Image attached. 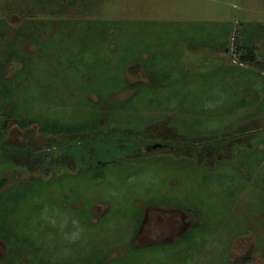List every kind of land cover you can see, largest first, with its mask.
I'll return each instance as SVG.
<instances>
[{
    "label": "rangeland",
    "instance_id": "rangeland-1",
    "mask_svg": "<svg viewBox=\"0 0 264 264\" xmlns=\"http://www.w3.org/2000/svg\"><path fill=\"white\" fill-rule=\"evenodd\" d=\"M110 20H119L121 28L119 25L114 27L112 39L103 41L106 46L101 56H94L90 50L84 51L85 44L95 47L99 41L95 29L92 31L91 26L83 27L81 21ZM1 21H5V36L0 50L17 31H35V38H31L32 35L25 36L21 43L27 50L25 57L30 54L32 57L30 77H40L39 80L34 79L35 85L40 81V89H36V93L44 94L39 95L42 97L37 101L39 109L26 111L27 116L58 112L68 114L69 117L64 119L74 124L77 121L75 117L80 119L89 113V101L99 103L104 100L98 91L100 89L109 92L107 97L111 101L130 103L140 100L138 104L141 110L138 112L143 114V118L141 123L133 125L140 129L143 127L146 141L152 140L156 144L150 152L146 146L142 147V155L151 160L146 158L145 163L149 165L141 173H133L128 179L112 175L102 179L101 183L98 178H83L78 166L71 168L68 164L58 170L57 177L41 175L48 184L32 185L27 191V183L23 184L27 174L35 175L33 178L37 179L40 178V172L36 169L27 173L14 164H0V176L10 180L3 189L10 188L18 181V193L21 196L20 202L11 201V212L7 217L4 216V221L22 218L24 226H29L30 231L35 233L33 237L43 243V250L50 251L48 256L45 254L42 257L37 249L17 244V233L5 238V232H2L0 264H75L79 255H88L95 249L108 250L109 261H119L131 251L133 257L126 259L129 264H180L175 261H181L186 252L179 250L177 245L189 230L191 233L198 231L199 240H205L200 241L203 246L196 252V256L193 255L195 258L192 257L186 264H235L245 257L251 259L247 264H264V159L258 170H255L259 175L254 177L252 184L242 185L246 178L241 174L243 170L250 171L253 165L247 151L254 149L255 144L264 147V141L257 136L261 134L260 138L264 137V130L259 129L260 124L264 126V26L258 29L260 64L239 66V53L235 45L239 35L244 33L239 32L244 29L243 23L264 25V0H0V25ZM73 22L76 23L71 25ZM64 23L73 27L64 29L66 35H59L55 30L60 29ZM190 23L195 25L199 33L192 41H215V45L218 44L221 27L232 23L229 50L219 48V45L218 49L214 46L189 45L180 38L177 31ZM169 30H172L171 35L168 34ZM52 31H55L54 38L49 41ZM38 36L42 39L39 52L38 42L41 39L38 40ZM172 39L182 69L191 74L184 80H178L169 91L161 85L159 97L166 100L180 87L182 91L171 105L177 107L181 100L186 105L184 107L180 104L179 110L149 111L144 108L145 98H139L138 86L149 82L150 76L138 61L128 65L124 61L129 54L135 56L145 45L150 44L159 56L157 65L166 66L163 57L169 53ZM76 40L78 43L74 46ZM63 46H67L66 49L71 46L78 53L80 68H71L66 53L61 65L59 59L61 61L63 58L60 57L63 52L59 49ZM148 58H151L148 53L142 56L143 60ZM21 67L22 64L13 59L5 64L3 75L6 78L17 76ZM177 69L182 71L181 68ZM175 73V78L180 77L179 71ZM122 75L136 87L116 89ZM186 93L189 94L185 96ZM39 96H32L31 100L36 103L35 97ZM12 98L0 90V125L7 119L2 114L3 108L4 112L10 109V106H3V102ZM244 98L250 104L243 105ZM219 106L222 108L218 109ZM118 107L122 113L118 112L114 116V123L124 121L128 124L130 121L127 117L138 118L130 105ZM195 107L199 110L217 108L219 112L203 114L194 111ZM104 109L110 111L107 106ZM14 115L9 113L10 121ZM176 116L187 125H193L195 120V127L200 133L219 131V137L213 133L209 135L212 139L208 135L198 138L200 143L197 146L205 147L206 151L203 154L196 153L197 157L194 158L199 159V165H207L210 169L197 168V165L189 167L187 160L184 164L178 161V158L191 157L195 145L193 143L188 148L182 143L191 142L192 136L183 139L186 130L180 125L181 121L175 120ZM82 121L85 120H78L77 123ZM38 123L37 120H30V124L35 125L31 133L34 138L45 146L56 142L57 137L40 135L41 126ZM125 124L107 122L103 130L108 136L115 133L120 138L125 132ZM240 126L255 128L240 131ZM173 137H178L177 140L182 142L170 144V138ZM82 138L86 145L70 143L79 158H86L90 163L107 158L108 152L101 147L100 140ZM212 144L216 145L213 149L209 146ZM80 150L84 151L79 153ZM62 153L64 155L66 151ZM128 160L131 159L115 162V169L118 171L120 165L128 167L131 163ZM242 163L247 166L246 169ZM133 165L140 166V161ZM86 169L84 172H87ZM64 171L70 173L69 176L63 175ZM154 183L160 185L158 189L163 188L158 190ZM238 184L241 189L237 191H240L241 196L233 201L232 195L227 192L236 189ZM195 191V194L208 200L210 210H204L201 203H197V209L195 205L185 206L187 199H176L181 195L184 198L194 196ZM158 198L168 200L153 204ZM230 200L235 204L231 210ZM118 206H122L119 214L116 212ZM184 207L190 212L185 211ZM14 208L17 210L13 211ZM201 208L210 218L207 225L212 230L216 228L213 232L207 231L204 217L199 215L200 212L202 214ZM1 210L3 213L2 205ZM2 215L0 213V220ZM197 224L198 229L194 230ZM22 227L17 226L14 231ZM135 246L139 248L137 252L133 250ZM149 247L151 249H146ZM82 262L90 264L88 260Z\"/></svg>",
    "mask_w": 264,
    "mask_h": 264
},
{
    "label": "trees",
    "instance_id": "trees-1",
    "mask_svg": "<svg viewBox=\"0 0 264 264\" xmlns=\"http://www.w3.org/2000/svg\"><path fill=\"white\" fill-rule=\"evenodd\" d=\"M52 22L54 24V19H52ZM4 23L5 21H1V25H0V46L1 43L4 40ZM76 22H73L71 25L75 24ZM121 22L119 20H114V21H99V22H93V21H86V23H84V21H81L80 24L83 25V27H87L91 26L92 31H94L95 29V33L97 36V40L99 41V43L97 44V46H91V45H84V51H91V54H93L96 57H100V53L103 50V47H105L106 45L103 43V41L105 40H109L112 39L113 35V28L114 27H118V25L120 26ZM131 23H134L133 21ZM195 23V22H194ZM65 25L61 26L60 29L55 30L58 31L59 35L60 34H64L66 35V32L64 29L66 28H72L73 26L71 25H67L66 23H64ZM91 24V25H90ZM232 23H228V24H224L221 28L222 30L220 31L218 37H217V42L218 44H216V42L214 41L213 43L210 42H206V41H202V42H195L192 41V39L198 35L199 33L195 30V25L191 24L189 26L186 27H182V28H178L179 31L178 35H181L180 38L184 41H187L189 43V45L191 46H214V48L218 49V45L219 48H224L229 50V34L232 30ZM258 24V25H257ZM243 27L244 29H241L239 32L243 33L242 31H244L243 34H241V36L239 35V40L237 39L236 41V52L239 53V66H247L249 67L250 65H255V64H260V59L258 56V39H259V33H258V29L259 27L264 26L262 23H255L254 22H245L243 23ZM258 26V28H257ZM200 27V26H199ZM121 28V26H120ZM24 29V28H22ZM177 29V30H178ZM55 31L51 32V34H49V41L51 40V38L53 37V34L55 33ZM112 32V34H111ZM172 30H169V33L171 35ZM34 34V35H33ZM32 35V36H31ZM37 35V34H36ZM193 35V36H192ZM25 36L29 37L31 36V38H35V31L34 29H31L30 31H25V30H19L17 31V33L14 35V37H12L11 39H9L8 41H6L5 47H2L0 50V90H2V93H4V95H6L7 97H13L11 100L7 99L8 101H4L3 102V106H10V109L8 112H4V108H3V113L5 114L7 117V119L2 123V125H0V164L4 163V162H8L11 164H14L16 168L21 169L23 171H27V173H30L31 170H38L40 172V174L38 176H40V178H33L35 175H28V177L26 176V180H24L23 184H25V182L27 183V191L28 188H30L32 185H43V184H48L49 182H46L47 180L41 178L42 176H46V177H57V173L58 170L62 169L63 166L65 165H70L71 168H74V166H78L79 171H81V174L83 176V178H98L100 179L99 183H101L102 179H108L110 176L115 175V176H121L125 179L129 178V175L133 174V173H141L148 164V162L145 163L146 158L143 154L144 150L142 147H147L149 152L154 150L155 148V141L152 140H147V137H144L145 135L143 134V127L140 129V127H138L137 125H133V124H138L140 121H142L143 118V114H141V112H138L139 110H141L138 102H140V100H136V101H132L130 103H125V102H117V101H111L110 98H108L107 96L109 95V92H103L102 90L98 89V91H100V94L102 95L101 98H104V100L98 102H92L89 101V106H88V110L89 113H87L86 117H82L80 119L77 118V121H75L76 123L72 124L69 121H66V117L68 114H59L58 112H53V113H48L47 115L44 114H38L35 116H27L28 113L25 114L26 111H29L30 109H33L34 111H36L39 105V102L37 104V101L42 98L39 95H43L44 93L38 94L36 93V89H40L39 86V82L35 85L34 83V79H38L39 80V76L37 77H30V68H31V63H30V59L32 57L26 56L25 54L27 52L26 47H24V44H22L21 42H24V39L26 38ZM118 38V37H116ZM237 38V37H236ZM37 39H41L39 36L37 37ZM119 39V38H118ZM170 39V36H169ZM37 41V40H36ZM40 49L37 51H41L42 48V39L38 42ZM78 41L76 40V42L74 43V46H77ZM170 51L169 53L163 57V60L165 61L166 66H161L157 65V60H159V56L157 55V53L154 52V46L151 47L152 45H145L144 49L141 50L139 53H137L135 56H130V54L128 55V59L126 61H124L125 65H128L134 61H138V63H140L141 65L144 66V68L146 69L148 75L150 76V80L149 82H147L144 85L138 86L139 87V98H145L146 100V104L144 105L145 109H149L153 110V109H175V110H179L180 108V104L183 105L185 107V102L184 101H179V105L177 107H172L171 103L173 101V99L177 96H179L180 92L182 91V89L180 87H177L175 89V93L174 95H170L168 98H166V100H164L163 98L159 97V89L161 88V85H164V88L169 91L171 90L170 88L174 87L175 83H178V80H184L187 76H190L191 73L186 72L185 70L182 69V65L179 61V56L175 54V48H174V41L173 39L170 42ZM88 44V43H87ZM73 45V44H72ZM23 46V48H22ZM70 48L66 49L67 46H63L59 49V51H61V56L63 57V55H65L66 53V57L67 59H70V65L71 68L75 67V68H80L79 65V60L77 59L78 57V53H76L73 48H71V46H69ZM65 49V50H64ZM117 52L116 50L113 51V53ZM130 52V51H129ZM148 53L151 58L149 59H142V56ZM116 54V53H115ZM28 57V58H27ZM95 57V58H96ZM18 60L21 64L22 67L19 70V74L17 76H13L12 78H6L3 75L4 72V66L5 64L11 62L12 60ZM63 60H65V57H63L59 62L63 63ZM174 61V62H173ZM178 61V62H177ZM74 68V69H75ZM177 68H181L182 71L180 69ZM223 70V69H221ZM218 70V71H221ZM175 71L178 73H180V77L175 78L176 77V73ZM217 72V71H215ZM165 75V77H164ZM131 87H136V85L129 83L125 76L122 75V79L120 78V80L118 81V86L116 89L121 90L122 88H131ZM35 93H32V92ZM41 91V90H40ZM118 92V91H117ZM25 94V95H24ZM189 93H186V95H188ZM39 96V97H35L36 103H34V100L32 101L31 98L32 96ZM27 96V98L25 97ZM145 96V97H144ZM186 101V100H185ZM14 104V107H13ZM72 104V103H71ZM242 104L243 105H248L250 104L248 100H246L245 98L242 100ZM125 105H130L131 109L134 110L133 112H136V115L138 116L137 119H133L136 118L135 116H133L132 118L127 117V120L130 121L128 124H125L124 121L118 122V123H114V116L117 115L118 112H121L118 106H125ZM241 105V102H240ZM109 107L108 111L107 109H104ZM203 108V107H202ZM222 108L221 106H219L218 109ZM217 108L216 109H196L193 108L194 111H200L201 113H215L216 111L219 112ZM56 111V110H55ZM188 111V110H187ZM224 111V109L222 110ZM1 112V111H0ZM221 112V111H220ZM9 113L10 114H15L13 117V120L10 121L9 120ZM114 113V114H113ZM122 113V112H121ZM71 115V114H70ZM123 118V117H122ZM84 119L85 121H82L81 123H77L78 120ZM120 119V117H118V120ZM30 120H37V122H39L38 124H40L41 127H39V132L40 135H45L46 137H57L56 142H54L51 145H43L42 143H40V141H37L34 138V135L31 134L32 133V128L35 125H31L30 124ZM121 120V119H120ZM119 120V121H120ZM175 120L177 121H181L182 123L180 125H182L185 128V138H183L184 140H187L188 138H190L189 136L191 135L192 137L190 138V140H192L191 142H189L187 144V142H182L177 140V138L173 137L170 138V144H180L181 142L184 143L185 145L188 146V148H190L193 143V145H195V150L193 149V154L192 156H187L184 158H178V161H182V163L184 164L185 160H187L188 166L191 167H202L203 169H210L207 165L204 167V165H199V159H195L194 157L196 156V153L201 152L202 154L206 151L205 147H198L197 144H199L200 140L198 138H202L203 136H207L209 139H212L211 137H209V135L211 134H215V136H218L219 131L217 132H211V133H207V134H203L200 133L199 130L195 127L196 121L194 120L193 125H190L185 122H183L181 119L179 120L177 118V116L175 117ZM262 121V120H261ZM111 123L113 122L114 125H119V124H125V132L123 135H120L118 137H116V135L118 134H113L112 136H108L106 135V132L103 130L104 127H107L105 124L106 123ZM141 123V122H140ZM180 123V122H179ZM131 124V125H130ZM88 126V127H87ZM94 126V127H93ZM90 127V128H89ZM241 129L240 131H242L243 129L245 130H251L254 129L255 127H247V126H240ZM240 127H238L237 129H239ZM94 128V129H93ZM174 128V126H173ZM93 129V131L89 132L87 130H91ZM259 129H261L262 131L264 130V126H262V124H260ZM13 134V135H11ZM66 134H68V136H66ZM221 134V133H220ZM255 133H253L254 135ZM74 135V140L71 139L73 138ZM203 135V136H202ZM27 136H30L29 139H26ZM125 138H123V137ZM258 138L261 141H264V137H262L261 134L257 135ZM85 137V140H95L98 139L100 140L101 143V147L106 149V153L108 152V154H106L107 158H103L102 160H98L96 163H90L86 158L82 159L79 158V154L75 153L74 150V146L70 145L71 142L73 143H77V145H86V142L83 140ZM116 137V138H115ZM127 137V138H126ZM144 137V138H143ZM219 137V136H218ZM71 139V140H70ZM217 139V138H214ZM182 140V139H181ZM195 140V142H193ZM210 143V142H209ZM218 145V144H217ZM211 146V148L213 149L216 145H209ZM254 146V145H253ZM255 148L247 151L249 153V158L251 160V164L252 167H250V171L246 172V170L242 171V177L246 178V180L243 182L242 185L246 184H252L253 183V179L256 175H259L258 173H256L257 171H255L256 169L258 170V168L261 166V162L264 159V147L262 146H254ZM185 148V147H184ZM249 149V148H248ZM66 151V153L63 155L62 151ZM84 150H80V152H83ZM60 152V153H59ZM77 156V158L74 157ZM130 156V157H129ZM186 156V155H185ZM128 158H130L131 163L128 164L127 166H119L120 168L118 169V171L115 169L117 168V166H115V162L116 163H121L122 161L127 160ZM242 159V158H241ZM151 159L148 158V161H150ZM140 161V166H135L133 165L134 163ZM254 161V162H253ZM215 164H218V162H214ZM76 164V165H75ZM115 164V165H114ZM183 164H180V166H182ZM243 164V163H242ZM248 164V163H247ZM139 165V163H138ZM122 167V168H121ZM217 167V166H215ZM244 169H246V165L243 164ZM84 168H87V172H84ZM88 169L90 170L88 172ZM83 170V171H82ZM122 171V172H121ZM189 171V170H188ZM245 171V173H244ZM44 173V174H43ZM69 176L70 173L64 171L63 175ZM79 174V173H78ZM42 175V176H41ZM74 176V175H71ZM91 176V177H90ZM38 180V181H37ZM8 183H10V180L5 177V176H0V206L2 205L3 213L1 210V214H3L2 216L7 217L8 213L11 212V207H10V203H12L11 201H21V196L19 195V182L16 181L14 183V185H12L10 188L7 189H3V187H5ZM208 184V183H207ZM26 185V184H25ZM154 186H156V188L158 189L157 184H153ZM163 188V187H162ZM159 187L158 190L162 189ZM165 189V188H164ZM241 186L238 184V186H236V189L234 188L233 190H231L230 192H227L228 194L231 195H235L236 199H234L235 201L241 196L240 195V190ZM198 191V190H197ZM195 191L193 193V195L197 192ZM26 194V191H24ZM188 196V195H187ZM192 196V195H191ZM187 197L184 198L183 195L180 196V198H176L178 199L177 201L181 200V199H187L185 206L186 205H198L197 203H201V205L203 206V209L205 210L206 208L210 210V208L208 207V200L203 197H201L198 193L195 194L192 197ZM232 196V197H233ZM165 200H168L166 198H164ZM158 198L157 200H155L153 204H157L158 201L159 202H164L165 200ZM169 200H173V199H169ZM233 200V199H231ZM230 205V210L231 208H233V201ZM235 205V204H234ZM19 206V205H17ZM16 206V207H17ZM122 206H118L116 209L117 214H119V212H121ZM190 207V206H189ZM229 207V206H228ZM197 209H199L198 206H196ZM185 211H189L188 209H186L184 207ZM13 211H16L17 208L12 209ZM202 210V208L200 209V211ZM190 212V211H189ZM230 212V211H229ZM230 213H228L229 216ZM142 215V214H141ZM200 216L203 215L204 217V224L207 226V231H214L216 228L213 227V230L211 227H209L207 225V222L209 223L210 218L206 216V214H204V211L202 210V214L200 212L199 214ZM0 220V234H3L4 232V237L8 238L11 235L16 234V238H17V244L20 245H29V247H33L35 249H37L39 251V255L44 257V255L46 254V256H48L50 254L49 250L44 251L43 250V243L40 242L39 239L33 237V235H35V233L31 232L29 226H24L25 222L22 220V218H17V219H13L11 220V222L9 221H4L5 217ZM201 217V218H203ZM213 221V219H212ZM17 223V224H16ZM139 223V222H138ZM137 223V224H138ZM197 223V222H196ZM195 223V224H196ZM17 226H23L20 229H18L17 232H15L14 230L17 228ZM200 226V225H199ZM28 229H25L27 228ZM20 228V227H19ZM194 230L198 229V224L195 225ZM192 228V229H193ZM203 230V229H202ZM191 230H189L187 232V234L184 235V237L181 239L180 242H178L177 248L181 251H183L184 253L186 252V254L183 256L181 261H175V263H180V264H186L187 262H190L191 258L194 257L195 258V254L197 251H199L203 244L202 242H200L201 240H205V239H201L199 240V232L198 231H193L192 233L190 232ZM3 232V233H2ZM190 232V233H189ZM202 231H200V234ZM187 238V239H186ZM204 243V242H203ZM145 248V247H144ZM109 249V248H108ZM138 247L135 246V248H133V250H135V252L138 251ZM146 249H151V247L146 248ZM132 250V251H133ZM107 252L103 251L101 249H95L92 252H90L88 255H79L76 259V263L75 264H83L82 261H86L88 260V263L90 264H129V262L126 260L132 256V252H128L127 255L117 261V260H113V261H109L108 257H107ZM20 253V251H19ZM195 255V256H193ZM193 258V259H194ZM20 260V259H18ZM190 260V261H189ZM251 262L250 257H245L242 260L238 261L235 264H247ZM174 263V262H173Z\"/></svg>",
    "mask_w": 264,
    "mask_h": 264
},
{
    "label": "crops",
    "instance_id": "crops-1",
    "mask_svg": "<svg viewBox=\"0 0 264 264\" xmlns=\"http://www.w3.org/2000/svg\"><path fill=\"white\" fill-rule=\"evenodd\" d=\"M233 196V195H232ZM231 196V199H233V201H234V199H236V197H235V195L232 197ZM229 198H230V196H229ZM231 201V200H230ZM231 204V203H230Z\"/></svg>",
    "mask_w": 264,
    "mask_h": 264
}]
</instances>
